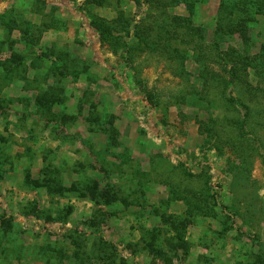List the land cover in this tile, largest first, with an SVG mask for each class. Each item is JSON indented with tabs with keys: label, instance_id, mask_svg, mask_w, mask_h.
<instances>
[{
	"label": "rangeland",
	"instance_id": "374dc122",
	"mask_svg": "<svg viewBox=\"0 0 264 264\" xmlns=\"http://www.w3.org/2000/svg\"><path fill=\"white\" fill-rule=\"evenodd\" d=\"M158 2L0 0V264H264V0Z\"/></svg>",
	"mask_w": 264,
	"mask_h": 264
},
{
	"label": "trees",
	"instance_id": "16d2710c",
	"mask_svg": "<svg viewBox=\"0 0 264 264\" xmlns=\"http://www.w3.org/2000/svg\"><path fill=\"white\" fill-rule=\"evenodd\" d=\"M158 1H160V2H158L160 5H162L163 4V0H158ZM101 33H102V35H105V33L106 34H108L109 33V28L108 27H106V26H102L101 28ZM166 46V45H165ZM166 48L168 49V47L166 46Z\"/></svg>",
	"mask_w": 264,
	"mask_h": 264
}]
</instances>
